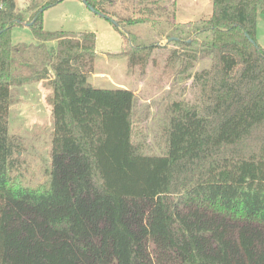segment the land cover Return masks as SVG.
<instances>
[{
    "label": "trees",
    "instance_id": "trees-1",
    "mask_svg": "<svg viewBox=\"0 0 264 264\" xmlns=\"http://www.w3.org/2000/svg\"><path fill=\"white\" fill-rule=\"evenodd\" d=\"M0 0V264H264V48L256 20L264 0H212L191 34L130 42V67L145 68L165 49V65L188 73L199 99L163 108L154 147L134 140L135 94L95 87V32L46 30L42 13ZM85 0L96 13L128 24L174 15L175 0ZM30 22L34 41L12 42ZM254 40L252 43L246 36ZM125 37V36H124ZM130 37H132L130 35ZM135 40V37H132ZM132 39V40H133ZM51 88L50 163L43 181L23 182L10 135L11 88Z\"/></svg>",
    "mask_w": 264,
    "mask_h": 264
},
{
    "label": "rangeland",
    "instance_id": "rangeland-1",
    "mask_svg": "<svg viewBox=\"0 0 264 264\" xmlns=\"http://www.w3.org/2000/svg\"><path fill=\"white\" fill-rule=\"evenodd\" d=\"M47 0H15L19 9L33 10ZM212 0H175L174 15L168 21L158 20L156 23L142 22L114 24L91 10L82 0H60L52 3L42 13V26L46 30H66L74 35L83 32H95V50L93 72L88 80L95 87L111 88L122 86L129 88L135 94L134 140L144 139L154 147L157 141L158 123L163 117V108L171 100L185 99L196 102L199 99V89L192 84L188 73L206 68L210 64L208 58L197 59L192 68L185 72L177 71L165 65L166 48L178 45L168 38L177 34L173 26L184 29L182 36L189 35V41L197 37L195 47L209 33L198 36L191 34L194 24H200L211 14ZM123 4L116 0L111 7L119 14H124ZM114 20V19H113ZM135 37V40L130 37ZM125 36V37H124ZM12 42L34 41L30 27L16 25L11 30ZM133 39V40H132ZM256 40L264 48V12L257 14ZM154 42L165 46L158 50L156 60L150 61L141 69L130 67L124 53H119L129 46L130 42ZM51 88L42 81L11 88V103L9 107L10 135L22 140L21 151L18 152L23 182L35 185L44 179V171L50 163V145L52 131V116L47 96Z\"/></svg>",
    "mask_w": 264,
    "mask_h": 264
},
{
    "label": "water",
    "instance_id": "water-1",
    "mask_svg": "<svg viewBox=\"0 0 264 264\" xmlns=\"http://www.w3.org/2000/svg\"><path fill=\"white\" fill-rule=\"evenodd\" d=\"M83 1V3L84 4H86V2H85V0H82ZM87 5V4H86ZM91 10H93V11H95V9L92 7V6H88ZM96 12V11H95ZM113 21V23L114 24H116L117 25V22L115 21V20H112ZM23 24H25V25H29L30 24V22H22ZM246 36L249 38V40L253 43L254 42V40L252 39V38H250L249 37V35L248 34H246ZM171 38H175V37H171ZM255 43V42H254ZM157 44H159V43H157Z\"/></svg>",
    "mask_w": 264,
    "mask_h": 264
}]
</instances>
